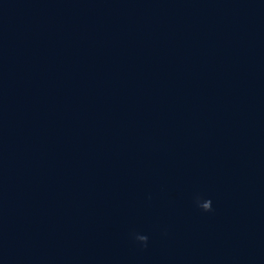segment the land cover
Here are the masks:
<instances>
[{
	"label": "water",
	"instance_id": "water-1",
	"mask_svg": "<svg viewBox=\"0 0 264 264\" xmlns=\"http://www.w3.org/2000/svg\"><path fill=\"white\" fill-rule=\"evenodd\" d=\"M0 264H264V0H0Z\"/></svg>",
	"mask_w": 264,
	"mask_h": 264
}]
</instances>
